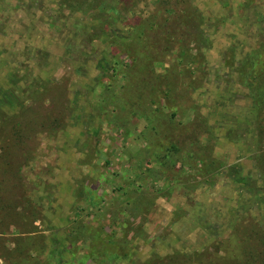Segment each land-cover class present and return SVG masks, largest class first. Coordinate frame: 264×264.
Instances as JSON below:
<instances>
[{
  "label": "rangeland",
  "instance_id": "374dc122",
  "mask_svg": "<svg viewBox=\"0 0 264 264\" xmlns=\"http://www.w3.org/2000/svg\"><path fill=\"white\" fill-rule=\"evenodd\" d=\"M255 53L264 92V0H0V264L241 259L264 234Z\"/></svg>",
  "mask_w": 264,
  "mask_h": 264
},
{
  "label": "trees",
  "instance_id": "16d2710c",
  "mask_svg": "<svg viewBox=\"0 0 264 264\" xmlns=\"http://www.w3.org/2000/svg\"><path fill=\"white\" fill-rule=\"evenodd\" d=\"M241 64H242L241 66L244 67L245 71L248 72L247 74H248V81L250 87L251 85L253 86L250 89L251 91L250 98L254 103L258 113V119L261 124L259 134H260L261 142L264 146V92L262 90L258 91L257 85L259 84V80L256 78L257 75H254V73L252 74V72L255 69H257L260 65L262 66V63L260 62V56L257 55L256 53L250 54ZM171 109L173 110V108ZM173 116H174V112L172 111L169 114V117L172 119ZM157 144L158 145L155 144L153 146L150 152L152 155L153 154L155 155V158H157V152L158 153L162 152L161 157L159 156L158 158L161 159L160 163L162 165H165L167 164L165 161L170 157L171 154L175 153L176 146L172 144L165 148H162L161 146H159L160 143ZM262 158L264 162V157ZM262 171H264V166L262 167ZM242 244H243V257L241 259L233 260L230 264H264V234L260 232H254L253 229L248 228L246 238L244 240V243ZM115 245H116L115 242H111L109 248L104 252L106 261L108 262L115 259L117 260L122 259L123 257L127 256L126 252L123 253L122 256V254H120L119 251L115 249ZM168 264H173V263L169 262Z\"/></svg>",
  "mask_w": 264,
  "mask_h": 264
}]
</instances>
